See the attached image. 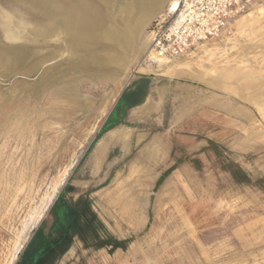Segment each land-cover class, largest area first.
Instances as JSON below:
<instances>
[{
	"label": "rangeland",
	"instance_id": "rangeland-1",
	"mask_svg": "<svg viewBox=\"0 0 264 264\" xmlns=\"http://www.w3.org/2000/svg\"><path fill=\"white\" fill-rule=\"evenodd\" d=\"M171 1L0 0V264L86 193L101 223L54 264H264V1L159 67Z\"/></svg>",
	"mask_w": 264,
	"mask_h": 264
},
{
	"label": "built area",
	"instance_id": "built-area-1",
	"mask_svg": "<svg viewBox=\"0 0 264 264\" xmlns=\"http://www.w3.org/2000/svg\"><path fill=\"white\" fill-rule=\"evenodd\" d=\"M262 1L175 0V7L150 26L146 59L188 57L218 38L238 17Z\"/></svg>",
	"mask_w": 264,
	"mask_h": 264
},
{
	"label": "trees",
	"instance_id": "trees-1",
	"mask_svg": "<svg viewBox=\"0 0 264 264\" xmlns=\"http://www.w3.org/2000/svg\"><path fill=\"white\" fill-rule=\"evenodd\" d=\"M137 92H126L117 103L113 113L108 118L104 132L123 123L125 110L138 102ZM53 217L51 226L46 229L44 224L36 230L18 264H52L72 247L76 236L83 237L84 233H94L95 224L101 223L93 210L89 194H82L72 202H68L61 194L50 211Z\"/></svg>",
	"mask_w": 264,
	"mask_h": 264
},
{
	"label": "bare ground",
	"instance_id": "bare-ground-1",
	"mask_svg": "<svg viewBox=\"0 0 264 264\" xmlns=\"http://www.w3.org/2000/svg\"><path fill=\"white\" fill-rule=\"evenodd\" d=\"M136 2H138L139 4L143 5H147L145 6V11L141 17V21L140 24L143 25L145 24L149 19L150 17L152 16V14L159 8V0H135ZM131 2V1H130ZM137 3V4H138ZM134 4V3H133ZM175 0H172L170 2V7L168 8V10H172L174 7H175ZM129 5V4H128ZM135 5V4H134ZM133 8V7H132ZM135 8V7H134ZM140 11V9H139ZM143 12V11H142ZM250 15V14H249ZM240 18V17H239ZM245 17L242 18V20H244ZM241 21V20H240ZM139 24V25H140ZM152 58L153 61L149 60V59H146L147 62L151 63H156L158 64V66H162V65H168L172 62V60L168 59V58H156V57H153V56H150ZM175 68H177L176 66H174ZM172 68V67H171ZM178 73V72H177ZM179 75V74H178ZM52 200V197H49L47 199V202L44 203V206L42 207L41 211L37 214V216L35 218H33V225L36 224V221L39 219V217L41 216V213L44 211V209L48 206V204L50 203V201ZM38 212V211H37ZM38 222V221H37ZM22 248V246H21ZM21 250V249H20ZM19 251V249H18ZM17 251V252H18ZM14 259L15 257H13V262H14Z\"/></svg>",
	"mask_w": 264,
	"mask_h": 264
},
{
	"label": "water",
	"instance_id": "water-1",
	"mask_svg": "<svg viewBox=\"0 0 264 264\" xmlns=\"http://www.w3.org/2000/svg\"><path fill=\"white\" fill-rule=\"evenodd\" d=\"M23 248H24V244H23V247H22V249H23ZM22 249H21V250H22Z\"/></svg>",
	"mask_w": 264,
	"mask_h": 264
},
{
	"label": "crops",
	"instance_id": "crops-1",
	"mask_svg": "<svg viewBox=\"0 0 264 264\" xmlns=\"http://www.w3.org/2000/svg\"><path fill=\"white\" fill-rule=\"evenodd\" d=\"M52 264H54V263H52Z\"/></svg>",
	"mask_w": 264,
	"mask_h": 264
}]
</instances>
